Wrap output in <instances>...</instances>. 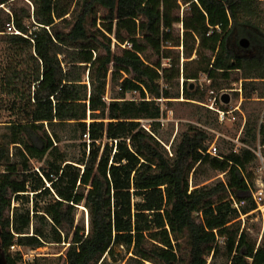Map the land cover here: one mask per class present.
<instances>
[{
	"label": "trees",
	"instance_id": "trees-1",
	"mask_svg": "<svg viewBox=\"0 0 264 264\" xmlns=\"http://www.w3.org/2000/svg\"><path fill=\"white\" fill-rule=\"evenodd\" d=\"M19 1L0 0V259L68 242L63 264H264V233L242 226L264 108L245 115L243 146L212 154L206 101L236 82L244 109L264 100V0ZM237 32L251 54L230 45ZM176 102L196 113L171 141ZM210 172L224 178L203 184Z\"/></svg>",
	"mask_w": 264,
	"mask_h": 264
},
{
	"label": "rangeland",
	"instance_id": "rangeland-1",
	"mask_svg": "<svg viewBox=\"0 0 264 264\" xmlns=\"http://www.w3.org/2000/svg\"><path fill=\"white\" fill-rule=\"evenodd\" d=\"M19 2L25 3V1H22V0ZM242 38L243 37L241 38L239 37L238 32L234 33L230 37V45L238 53L251 54L252 52L250 50H245L249 44L247 46L240 45V40ZM4 54H5V46H4V43L0 40V69L5 64ZM200 81L208 82V80H206L205 77H203ZM240 86H241V83L236 82L234 83L233 89H231L230 91L226 90L230 93V96H231V100L228 104L223 103L219 99L217 102H215L216 103L215 107L217 109L228 111L232 108L231 112H228V113L226 112V115L224 116L223 120L220 119L221 121L220 126L215 129L214 128L211 129L212 131L216 133L215 134L216 138L213 142L218 147L217 153L219 152L220 149H223L224 147H228V143H225L224 139L226 141L228 140V141L234 142L236 144L235 145L236 148L243 146V143L239 140V138L244 128L245 115L247 114V112L249 113L253 111L255 108L260 111L261 109L264 108V100H259V101L251 100V101H247L244 104L247 110L244 109L242 107V103L244 102L242 91L241 93L240 91H237V89L240 88ZM222 93L223 91L221 92V94ZM110 95H111V92L109 90L108 96ZM135 97H139V95L135 94ZM253 99H256V98H253ZM161 100H162L161 102H164L165 99H161ZM175 100H178V99H175ZM180 100H185V98L182 96L180 97ZM212 100L213 99L210 98V100H206V101L211 102ZM238 105L240 106L242 112L236 108V106ZM190 111H193L196 113V105L191 104V103H186V102L185 103L176 102L173 105V109H170L168 111V116H165L162 118L161 122H162V132L163 133H167V132L171 133L172 128H173V135H172L171 141L175 138L177 133H180L182 129L185 128L186 126L185 123L190 121L189 117L186 116L187 114H184V113L190 114ZM11 117L12 115L10 113L9 114L6 113L1 120H9L11 119ZM219 117H220V113H219ZM142 123L145 126L149 125L148 120H143ZM170 142L166 143V147L171 151ZM63 144L66 145L67 141L63 142ZM254 147H256L255 151L258 155V160H257L258 169L255 173L256 174V189H254V191H256L260 188L259 184L264 183V145L261 144L260 141H257ZM80 149L81 148L78 145H76L74 148H70L69 150L77 155H80L81 154ZM40 164L41 163L35 161L36 169H38ZM210 173L213 176V178H211L210 180L206 182H203V184L208 183V182L213 183L221 177L224 178V174H217L216 172H210ZM242 217H243L242 226L243 227L247 226L250 229L254 237L258 236V242L260 243L262 241V237L264 233V200L261 202V204H258V208L256 209L254 215H250V216L242 215ZM76 221L81 222V223L83 221L85 223L86 229L88 230L89 214H88L87 209L82 205H80V207L77 210ZM68 245H69L68 242L50 243L43 247H40L38 252L41 251V253H43L42 255H48L45 257H48L51 264H63L64 260L59 259V256L65 252ZM123 254L124 252L122 251V255ZM218 262L221 263L220 258Z\"/></svg>",
	"mask_w": 264,
	"mask_h": 264
},
{
	"label": "built area",
	"instance_id": "built-area-1",
	"mask_svg": "<svg viewBox=\"0 0 264 264\" xmlns=\"http://www.w3.org/2000/svg\"><path fill=\"white\" fill-rule=\"evenodd\" d=\"M10 30H11V28H10ZM237 91H240L241 92L242 91L241 87L238 88ZM211 93H214V91H211ZM221 96H222L221 93L220 94H215V97L213 98V100H212L211 104L209 105V107H211L212 109L218 110L219 113H220V119L223 120L224 119V116L226 115V112L227 113L228 112H231V109L232 108L230 110H228V111H225V110H222V109H217L215 107V104H216L215 102H217L218 99L221 101V98H220ZM236 108L241 111L239 105L236 106ZM217 149H218L217 148V145L215 143H213L210 146V148H209L208 151L210 153H212V154H217V151H218ZM259 185H260V188L258 190H256V191H253V197H254L255 201L258 204H261V202L264 200V183H261ZM240 204L243 205L244 204V201H242L241 203H238V202L235 201V206L239 207ZM11 249L12 250H19V251H21V254L23 256V259L21 260V262L19 264H35V261H36L37 257L42 256V254H43V253H41V251L38 252L39 248L32 249V248H28V247H25L23 245H17V244L12 245Z\"/></svg>",
	"mask_w": 264,
	"mask_h": 264
},
{
	"label": "water",
	"instance_id": "water-1",
	"mask_svg": "<svg viewBox=\"0 0 264 264\" xmlns=\"http://www.w3.org/2000/svg\"><path fill=\"white\" fill-rule=\"evenodd\" d=\"M241 44L243 46H247L248 45V40L246 38H243L241 40ZM221 100H222L223 103L228 104L230 102V100H231L230 93L228 91H225L224 93H222ZM0 264H5L2 259H0Z\"/></svg>",
	"mask_w": 264,
	"mask_h": 264
},
{
	"label": "crops",
	"instance_id": "crops-1",
	"mask_svg": "<svg viewBox=\"0 0 264 264\" xmlns=\"http://www.w3.org/2000/svg\"><path fill=\"white\" fill-rule=\"evenodd\" d=\"M233 91V90H232ZM241 93V92H240ZM222 97V96H221ZM222 101V100H221ZM241 109V108H240Z\"/></svg>",
	"mask_w": 264,
	"mask_h": 264
}]
</instances>
